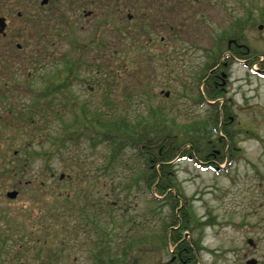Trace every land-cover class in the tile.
Wrapping results in <instances>:
<instances>
[{
  "label": "rangeland",
  "instance_id": "obj_1",
  "mask_svg": "<svg viewBox=\"0 0 264 264\" xmlns=\"http://www.w3.org/2000/svg\"><path fill=\"white\" fill-rule=\"evenodd\" d=\"M241 1L35 4L45 15L64 6L65 18L50 33H17L25 49L17 53L11 75L0 78L11 87L7 95L13 94L11 121L51 79H63L60 59L71 57L84 61L68 85L79 101L80 120L88 100L91 108L102 103L111 112L102 101L104 79L111 75L113 95H129L130 116L147 120L160 108L166 120L157 115L152 134L175 136L183 152L169 166L173 188L159 195L138 180L133 149L124 165L111 166L104 162L111 155L108 144L94 146L83 135L79 146L69 145L66 165L57 153L52 160L47 154L51 137L61 132L59 120L40 121L36 133L29 122L1 124L0 247L17 254L11 260L2 249L0 264H99L100 246L104 256L116 257L115 264H180L176 244L164 238L172 222L176 235L194 248L192 264H246L250 258L264 264V22L246 31L242 48L249 57L234 56L221 38L232 15L243 12L233 9ZM246 4H254L256 13L264 9V0ZM211 70L223 87L209 101L200 92ZM16 187L19 196L9 199L7 191ZM87 193L94 204L84 213Z\"/></svg>",
  "mask_w": 264,
  "mask_h": 264
},
{
  "label": "trees",
  "instance_id": "obj_2",
  "mask_svg": "<svg viewBox=\"0 0 264 264\" xmlns=\"http://www.w3.org/2000/svg\"><path fill=\"white\" fill-rule=\"evenodd\" d=\"M195 1L205 2V0H192L194 3ZM216 1L218 4H224L222 0ZM250 5L251 6H248V4H246V0L241 1L240 6L233 9L243 8V12L240 13L237 11L236 14L232 15L229 24L221 30V38L226 39L225 41L228 42V50H231L230 52H232L234 56L240 58H246V55L248 56V53L245 51L246 49L244 48L243 50L242 48L246 40V31L264 22V9H260L258 11L260 13H256L254 12V4ZM51 35L57 37L59 34ZM230 40H235V42L229 45ZM54 55L55 54L49 52V57L55 58ZM44 58L45 53L42 54L41 61H43ZM60 60H63V63H65L64 71L66 75H64L63 79L60 81L58 79L57 81L51 79L49 83L47 82L48 84L43 87L41 92L34 96L33 102L28 106L27 111L18 109L19 117H16V120L10 125L17 124L20 126L29 122L28 128L35 125L33 133H36V127L41 129L39 125L40 121L44 124L45 122L49 123L59 120L61 122V132L58 131L56 136L51 137L52 149H50L47 154L52 156L54 153H57L58 159L65 161L66 165H68L67 161H70V159L67 158L68 153L73 151V148L69 145L79 146V138L83 135H88L86 140L92 141V145L94 146L96 144L94 141H99V143L106 142L108 144V152L110 151L111 155L108 158L105 157L104 162H108L111 166L114 163L124 165L125 161H127L125 157L128 149H133L135 153L131 155V159H136L135 163L141 170L138 180L144 184L147 190L154 191L159 195H165L166 192L173 188V175L168 173L169 166L183 150H180V146H176L177 141L175 136L152 134L154 131L153 128H151L152 120L157 118V115H162L159 120H166L160 108L158 110L154 108V112L151 110L152 113H149L147 120L143 119L145 118L143 116H135L132 118L130 116L131 103L128 99V93H120L117 96L113 95L115 86L113 80H115V78L110 75L104 79V99L102 101L103 103L106 101L104 104L111 112L106 111L107 113H105L101 106L102 103L98 104L100 108L98 105L95 106L94 109L91 108L90 104L93 102L88 100L84 102L81 107L83 113L80 120V113L78 111V109H80L78 107L79 101L74 96V93L70 92V87H68V85L74 83L72 79L77 78L84 61L71 57ZM215 61L216 59L214 62ZM207 66L205 69H208ZM214 66L215 65L211 67L209 65V68L212 69ZM201 78H198L199 86L202 85ZM221 86L223 87L221 80L218 79L216 70H214L212 73H209L208 80L203 90H201L202 93L200 92V96L201 94L206 96L209 101L216 100L222 95ZM206 98L204 97L205 100ZM66 114L70 115L71 120H64ZM211 119L215 127H217L219 123L217 122V118ZM156 125H158V123ZM85 131H87V134H85ZM47 142H50V139L47 140ZM67 146L68 151H66ZM68 157H70V155ZM54 158L55 156H52L51 160ZM109 158H111V160L108 161ZM77 160L78 157L75 162H77ZM48 167L51 170L49 164L46 167L47 170H49ZM106 167L107 166H105V168ZM89 194L90 193H87V195H84L85 197L83 196L81 209L84 213H87L93 208L94 202H92L93 199H90ZM69 200L70 199H67L68 202ZM74 201L75 200H73V202ZM71 204L72 209H74L77 203L70 202V205ZM51 214L56 213L52 212ZM174 225L175 224L172 222L166 227L165 235L169 234V236L164 237L165 242L166 244L170 242L176 244V249L180 252L178 259L180 264H192L190 258L196 259V256L193 254L195 253L194 248L186 239L176 235L177 230L174 228ZM169 227L172 230H169ZM2 249H4V251L1 255H6L8 258L11 257V260L16 257L17 252L14 253L9 251L6 247H0V253ZM104 252V247L100 246L98 252L95 254V257L99 259L97 263L115 264L114 259H116V257L113 259L110 256H104Z\"/></svg>",
  "mask_w": 264,
  "mask_h": 264
},
{
  "label": "flooded vegetation",
  "instance_id": "obj_3",
  "mask_svg": "<svg viewBox=\"0 0 264 264\" xmlns=\"http://www.w3.org/2000/svg\"><path fill=\"white\" fill-rule=\"evenodd\" d=\"M60 1L61 0H0V78L2 75L5 77L11 75V70L16 62L17 53L25 49V46L17 42L18 32L35 31L49 33L51 30H55L51 28H55L54 25L56 23L61 22L59 20L60 18H65L66 7L64 8V6L57 9L52 15H45L39 10L37 11L35 4L40 2L39 6L43 8L51 4L55 5ZM79 1L80 0H72L74 7L80 6ZM213 71L214 70H211L210 73ZM8 84L9 83H6L3 87L0 81V126L1 124H5V126H8V124L10 126V124H12L13 106L11 104L13 102V94L7 95L8 92H11V87H8ZM8 101H11V103ZM12 190H18V188L16 187ZM9 191H7V193Z\"/></svg>",
  "mask_w": 264,
  "mask_h": 264
},
{
  "label": "water",
  "instance_id": "obj_4",
  "mask_svg": "<svg viewBox=\"0 0 264 264\" xmlns=\"http://www.w3.org/2000/svg\"><path fill=\"white\" fill-rule=\"evenodd\" d=\"M260 28H262V26H260ZM231 41H234L235 42V40H231ZM168 95V94H167ZM64 177V174H62V176H61V178H63ZM18 194H19V191H17V190H12V191H9L8 193H7V196H8V198H10V199H15L17 196H18ZM252 241H250V243H251ZM246 264H258V259H256V258H250V259H248L247 261H246Z\"/></svg>",
  "mask_w": 264,
  "mask_h": 264
}]
</instances>
